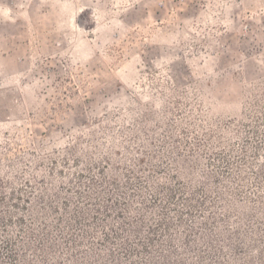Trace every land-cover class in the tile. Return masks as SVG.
<instances>
[{
  "label": "rangeland",
  "instance_id": "obj_1",
  "mask_svg": "<svg viewBox=\"0 0 264 264\" xmlns=\"http://www.w3.org/2000/svg\"><path fill=\"white\" fill-rule=\"evenodd\" d=\"M0 264H264V0H0Z\"/></svg>",
  "mask_w": 264,
  "mask_h": 264
}]
</instances>
